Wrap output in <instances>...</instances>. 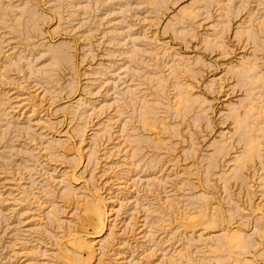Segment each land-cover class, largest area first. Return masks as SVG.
<instances>
[{
	"label": "rangeland",
	"instance_id": "obj_1",
	"mask_svg": "<svg viewBox=\"0 0 264 264\" xmlns=\"http://www.w3.org/2000/svg\"><path fill=\"white\" fill-rule=\"evenodd\" d=\"M0 264H264V0H0Z\"/></svg>",
	"mask_w": 264,
	"mask_h": 264
}]
</instances>
